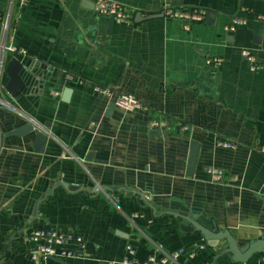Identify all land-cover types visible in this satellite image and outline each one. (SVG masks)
Instances as JSON below:
<instances>
[{
  "label": "crops",
  "instance_id": "1",
  "mask_svg": "<svg viewBox=\"0 0 264 264\" xmlns=\"http://www.w3.org/2000/svg\"><path fill=\"white\" fill-rule=\"evenodd\" d=\"M111 1L132 12L129 25L96 13L95 0H28L22 8L0 0L2 22L10 14L7 42L25 52L5 54L0 75V264H57L31 261L29 236L44 228L82 237V250L69 245L81 254L70 264H121L127 245L134 264L179 249L196 256L178 264H241L219 255L225 242L213 247L190 221L228 232L239 248L264 240V21L256 19L264 0ZM165 7L206 16L185 29L161 15ZM234 17L246 25L226 33ZM243 49L260 69L249 70ZM207 57L223 64L213 70ZM11 59L26 84L13 98L4 89ZM95 86L148 110L109 108ZM161 117L188 130L157 134L149 122ZM29 120L48 135L41 153L36 130L10 135ZM225 140L234 148L218 146ZM210 168L223 171L220 183L210 182ZM263 256L244 264H264Z\"/></svg>",
  "mask_w": 264,
  "mask_h": 264
},
{
  "label": "built area",
  "instance_id": "2",
  "mask_svg": "<svg viewBox=\"0 0 264 264\" xmlns=\"http://www.w3.org/2000/svg\"><path fill=\"white\" fill-rule=\"evenodd\" d=\"M28 0H18V7L22 8L26 6ZM94 11L101 15H108L112 18L115 24L129 25L132 18V12L127 10L123 5L111 1V0H95ZM161 13L164 17L170 19L182 20L185 22L184 28L187 29L191 23L203 22L206 12L199 9H171L169 7L162 8ZM256 19L264 21L263 16H257ZM10 20V14L7 16L6 21L2 23V30H6ZM8 22V23H7ZM246 20L241 18H232L230 23L224 28L226 33H233L239 27L245 26ZM10 53L12 55L24 56L25 52L17 49L13 45L7 42V36L4 34L0 35V75H1V64L2 59L5 54ZM240 56L250 65L249 70L251 72L260 69L257 66L255 54L249 50H241ZM205 65L213 70L219 69L223 64V60L220 57H207L205 59ZM2 91L0 83V94ZM93 93L99 95L107 100H111L114 96L112 90L108 88H103L95 86L92 89ZM113 107L125 114H131L138 111H146L148 108L141 104L139 101L134 99L132 96L126 95H116L114 100H111ZM0 104L3 102L0 100ZM29 123H34L32 120ZM149 128L153 131H158L159 133L169 134V133H185L188 130V126L183 122L173 121L170 118H158L153 119L149 122ZM219 147L225 149H233L234 143L231 141H219ZM209 180L211 183H220L223 177V171L221 169L210 168L207 170ZM262 192L264 194V184L262 186ZM136 218V216H133ZM29 240L32 244L31 261L37 262L39 259L46 260L47 258H54L60 260L64 263H72L77 259L81 258V254L76 250H70L69 245L75 243L79 249L84 248V241L82 237L76 235L73 231H60L52 228L36 229L30 236ZM204 246H200L198 249H203ZM127 257L122 260L121 264H134V249L132 246L127 245L126 248ZM196 256L195 251H186L183 249L176 250L171 254L162 255L159 259L154 256H149L141 264H178V260L181 258L193 259ZM264 262V256L260 259Z\"/></svg>",
  "mask_w": 264,
  "mask_h": 264
},
{
  "label": "water",
  "instance_id": "3",
  "mask_svg": "<svg viewBox=\"0 0 264 264\" xmlns=\"http://www.w3.org/2000/svg\"><path fill=\"white\" fill-rule=\"evenodd\" d=\"M151 18H157V16H150L144 19H151ZM141 20H142L141 15L137 13L135 15V22ZM0 30H1V24H0ZM23 69L24 67L22 64H20L16 59H11L4 70V73L7 75L9 79L4 89L11 98L23 92L26 87L24 78L22 77L21 74ZM69 94L70 91L66 92L64 95L67 98ZM109 108H113L112 103H110ZM40 128L41 127L37 126L34 123H27L26 125L12 131L10 135L22 136L27 133H30L31 131L36 130L37 133L34 136L33 149L36 152L41 153L48 139V135L46 134L45 131H43L42 128L41 129ZM156 133L160 134L158 131H156ZM197 148H198L197 144L191 143L189 158H188V166H187V176L190 177L192 176L193 174L192 171L195 167ZM139 198L146 204L148 208H150L151 210L153 209L148 200L144 199L141 195H139ZM190 223L208 244L210 242H213V247H217L220 241H224L225 248H219L217 253L219 255L229 256L231 261L235 263H241V264L247 263L252 256L256 254H261L264 251V240L251 241L245 244L243 247L239 248L236 244V241L231 237V235L228 232L224 231V232L215 233L212 231H208L207 229H204L194 221H190ZM49 260L57 264H68L54 258H49Z\"/></svg>",
  "mask_w": 264,
  "mask_h": 264
},
{
  "label": "bare ground",
  "instance_id": "4",
  "mask_svg": "<svg viewBox=\"0 0 264 264\" xmlns=\"http://www.w3.org/2000/svg\"><path fill=\"white\" fill-rule=\"evenodd\" d=\"M161 15L163 16V14L161 13ZM1 23V22H0ZM8 23V22H7ZM8 26H9V24H8ZM8 26H7V29L6 30H2V32H3V34L4 35H6L7 36V33H8ZM1 68H2V64H1ZM47 259H49V258H47Z\"/></svg>",
  "mask_w": 264,
  "mask_h": 264
}]
</instances>
